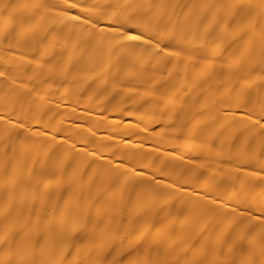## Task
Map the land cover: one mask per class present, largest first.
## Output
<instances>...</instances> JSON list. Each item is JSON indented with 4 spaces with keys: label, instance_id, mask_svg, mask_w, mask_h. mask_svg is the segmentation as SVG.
Instances as JSON below:
<instances>
[{
    "label": "bare ground",
    "instance_id": "1",
    "mask_svg": "<svg viewBox=\"0 0 264 264\" xmlns=\"http://www.w3.org/2000/svg\"><path fill=\"white\" fill-rule=\"evenodd\" d=\"M0 264H264V0H0Z\"/></svg>",
    "mask_w": 264,
    "mask_h": 264
}]
</instances>
